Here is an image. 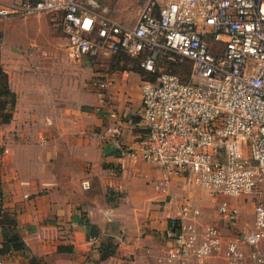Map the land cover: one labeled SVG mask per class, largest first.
<instances>
[{"label":"crops","instance_id":"1","mask_svg":"<svg viewBox=\"0 0 264 264\" xmlns=\"http://www.w3.org/2000/svg\"><path fill=\"white\" fill-rule=\"evenodd\" d=\"M50 20L36 15L0 21V70L10 91L0 97V209L14 221L0 223V259L4 264H165L166 229L186 202L201 210V225L214 218L194 200L187 179L173 178L167 191H158L159 166L123 158L104 139L111 123L121 124L126 143L143 134V80L110 69L112 61L69 59L66 37L65 53L59 54L61 29ZM97 78L109 80V88L85 86ZM230 201L241 216L216 217L227 240L242 230L244 218L239 201ZM87 223L96 228L95 236H89ZM12 235L23 242L22 249L6 242ZM219 263L225 261L214 257L208 264Z\"/></svg>","mask_w":264,"mask_h":264},{"label":"built area","instance_id":"2","mask_svg":"<svg viewBox=\"0 0 264 264\" xmlns=\"http://www.w3.org/2000/svg\"><path fill=\"white\" fill-rule=\"evenodd\" d=\"M98 7V0L0 1V21L51 18L63 29L72 60H141L151 77L142 85L143 134L126 143L121 124L111 123L104 139L123 158L159 166L158 191L182 177L214 198L262 194L264 0H142L133 26L120 22L116 9ZM167 61H186L189 76L162 70L159 64ZM110 84L97 78L85 86L105 90ZM238 212L230 200L218 204L223 217ZM201 216L189 201L171 220L165 264H208L214 257L225 264H264V199L254 206L253 226L228 240L218 225H201Z\"/></svg>","mask_w":264,"mask_h":264},{"label":"rangeland","instance_id":"3","mask_svg":"<svg viewBox=\"0 0 264 264\" xmlns=\"http://www.w3.org/2000/svg\"><path fill=\"white\" fill-rule=\"evenodd\" d=\"M98 2H99V7L96 8L97 10H101L102 8H107L110 11L112 9H114V10L116 9V15H115L116 18L120 22H122L128 26H133L135 24V22L138 18L140 6L142 4V0H98ZM49 19H51V18H49ZM51 20H50V22L53 23ZM44 24H45V22H44ZM59 28L61 30H59L60 35L58 37V40H59V43H61V45L59 44L58 52H59V54H64L65 53L64 52L65 43H66L65 42V33H64V31H62L63 29L61 27H59ZM96 60L100 64L106 63L108 61H112V64L109 67L112 70H119V71L126 70L128 72H134V73L138 74L142 78V80L149 78L147 76V74L143 71V69L141 68V65L139 64V63H141L140 59H131L128 57L126 58V57H119V56H115V55H106V56L98 57ZM188 66H190V65L186 61L183 63L182 62L171 63V62L167 61L164 64L163 63L161 65L159 64V67L162 68V70H168V71H170L174 74H177L183 78H187L189 76L190 70H189ZM101 70L102 71L105 70L104 66L101 67ZM189 188L191 191L194 192V196H192L194 198V200H197V202L200 204V207L204 206L206 208L205 210L209 213V215L214 218L212 220V223L217 224L221 228V230L225 233L224 234L225 239H227V234L224 231L225 226L221 225L217 222V218H218V221H219V219L222 218V216L218 214V204L220 203V201L221 200L239 201L238 204L241 205L242 216H244L243 221H242V229H244L246 227L252 226L253 220H254V217H253L254 206L260 199H264V192L262 194H259V195L248 196L247 199H245L244 197H236V198L228 197V198H226V197H222V196H221V198H214V197L210 196L208 194V192L206 190H204V188L202 186H196L194 184L191 185L189 183ZM239 209H240V207H239ZM204 214H205V212H204ZM239 215L241 216L240 210H239ZM234 235H236V233ZM229 237H231V236L229 235ZM247 264H251V263L248 262Z\"/></svg>","mask_w":264,"mask_h":264},{"label":"trees","instance_id":"4","mask_svg":"<svg viewBox=\"0 0 264 264\" xmlns=\"http://www.w3.org/2000/svg\"><path fill=\"white\" fill-rule=\"evenodd\" d=\"M119 57H126L127 58L128 56L122 55ZM128 58H130V57H128ZM177 63H179V62H177ZM143 71L146 73V71L144 69H143ZM146 74L149 78H151L148 75V73H146ZM9 95H10V91H9V86H8V82H7V75H5L2 70H0V97L9 96ZM2 104H3V102L0 101V105H2ZM2 107H3V105H2ZM1 222L6 223V224H10V225L14 224L13 223L14 221H12V219H9V217H6L5 211L3 209H0V223ZM87 227H88L89 232H90L89 236H95L98 233L96 228L93 225H89L87 223ZM6 242H8L9 245L13 249H22L24 246L23 242L20 240V238L17 235H12L11 237H7ZM106 248L111 249L113 247L111 244H107Z\"/></svg>","mask_w":264,"mask_h":264}]
</instances>
